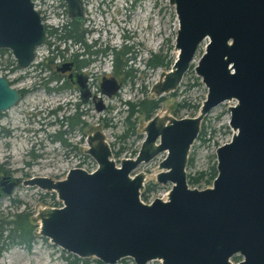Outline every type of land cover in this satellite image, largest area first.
<instances>
[{
	"label": "water",
	"instance_id": "obj_1",
	"mask_svg": "<svg viewBox=\"0 0 264 264\" xmlns=\"http://www.w3.org/2000/svg\"><path fill=\"white\" fill-rule=\"evenodd\" d=\"M63 1L70 19L80 21L82 1ZM169 4L178 21L177 55L152 91L156 97L175 91L205 42L194 67L207 88L199 114L155 115L145 126L138 155L122 159L119 168L104 135L96 131L86 150L97 162L94 171L74 167L60 180L4 176L0 189L10 194L21 182L55 192L62 206L38 211V234L78 258L94 257L104 264L123 258L134 264H264V0ZM44 36L31 0H0V48L11 50L21 68L32 61ZM118 88L114 78L102 79L106 96ZM21 97L0 76V114ZM226 100H235L229 107L233 134L215 150L217 176L211 187L191 189L185 176L190 147L203 117ZM161 151H167L159 164L165 171L156 179L172 187L165 200L143 204L144 174L130 173ZM235 256L241 259L233 261Z\"/></svg>",
	"mask_w": 264,
	"mask_h": 264
},
{
	"label": "rangeland",
	"instance_id": "obj_2",
	"mask_svg": "<svg viewBox=\"0 0 264 264\" xmlns=\"http://www.w3.org/2000/svg\"><path fill=\"white\" fill-rule=\"evenodd\" d=\"M97 2L98 0H90V25H99L105 22L110 23L112 20L110 15L104 18L103 15L96 14L95 4ZM118 3H120L119 0ZM115 9L112 6L111 10L115 11ZM131 10V16L127 17L126 14L117 12L119 15L116 17L119 23H122V27L127 19L125 25L127 30L125 32L130 38L128 40L129 44L133 43L127 56L136 54V58L132 63V68L134 69L132 71L133 76L125 78L124 75H119L125 81L121 92L111 99L103 98L104 103L110 109L95 112L92 107L88 108L86 104L82 105L81 109L83 111L90 110V112L81 118L86 121L85 126L81 131L76 130L73 137H69V145H62L61 143L51 144L46 138L47 132L43 131V129L36 133L38 136L35 139L34 134L30 133L33 140L36 141L34 147L35 153L39 154V156L32 158L24 154V150L29 148L30 141L19 138L17 136L18 132L15 131L18 123L26 116L23 111H27L34 105L38 107H49L50 105L53 107L64 103L70 99V92L48 94L38 90L32 93L25 101L18 103L9 110L5 114L7 116H4L0 120V131L2 129L9 130L7 137H3L0 132L1 169L7 170L15 176H25L26 178L33 175L46 176L53 180L65 178L67 171L74 167H80L86 171L94 170L97 163L85 150L88 147L87 135L96 130H99L104 135L105 140L113 147L112 149L118 150L123 147V152L115 159L117 164H119L120 159L133 156L132 151L139 147L141 140L138 139L137 135H133V133H129L126 139L121 137L126 129L125 125H123V117L125 116V113H123L125 107L123 105L127 100L133 101L137 98L146 97V95L144 96L145 93H147V97L149 98H156L151 88L155 82L160 80L161 73L167 72L171 68L177 55L174 43L178 21L174 6L169 4V0H141L140 5H135ZM110 27L116 30L114 25L111 24ZM116 32H118V35L116 33L110 39L112 46L119 44L121 41L119 37L121 33L118 30ZM204 47L205 42L197 49L190 68L185 73L177 89L164 94L165 99L161 104V108L156 113L157 115L182 118L194 117L199 114L200 106L207 94V88L201 78L195 73L194 67L203 53ZM43 54H45V51ZM154 54L160 55L161 58L165 57L166 61H170L169 66L152 68L148 67L147 64L144 65V62L150 56L154 57ZM2 59L7 61L9 57L6 54ZM98 65L94 69L96 73L112 71L109 62H105L103 66L102 62H99ZM100 96L103 97L102 94ZM71 99L77 100V95L74 94ZM177 103L181 105L185 103V107L174 114ZM234 103L235 101L223 102L203 117L199 135L189 150L186 167L187 176H197L201 171H210L216 162V148L230 141L233 130L229 126V107L234 105ZM49 119L53 120V118ZM49 119H46L42 124L41 122L37 123L35 126L43 127L49 132L56 131L59 128L64 129V126L60 127L58 123H53V125L48 124ZM136 121V131L139 133L142 131L146 121L142 117H137ZM113 124L116 127H113ZM164 156L165 153H162L154 160L141 164L132 173L143 172L145 177L144 184L156 185L153 191L147 193L149 202L156 197L166 199L167 193L171 188V183H156V174L159 172L158 164ZM27 161L31 165H27ZM7 171L4 173L9 174ZM2 173L0 172V175H3ZM24 173H27V175H24ZM195 187L205 188L210 187V185L203 180L199 186ZM52 194L53 192H46L39 188L19 185L14 189L12 194L0 198V219L1 217L11 219L16 213H28L27 222H29L31 234L34 236L30 247L15 243L5 248L0 253V264H73L76 256L51 244L47 238L41 237L38 234V211L44 207H58L59 205L57 197ZM237 258L240 257L237 256ZM76 261L77 264H104L94 257L78 258ZM116 264H134V261L131 258H123ZM146 264L161 263L157 260H152Z\"/></svg>",
	"mask_w": 264,
	"mask_h": 264
},
{
	"label": "flooded vegetation",
	"instance_id": "obj_3",
	"mask_svg": "<svg viewBox=\"0 0 264 264\" xmlns=\"http://www.w3.org/2000/svg\"><path fill=\"white\" fill-rule=\"evenodd\" d=\"M81 1L83 6L82 18L80 21H76V24L74 25L77 28L76 32L80 38L78 41L75 42L71 39L66 40L63 37V34L65 33L66 29L70 27V20H71L70 17L68 16L67 6L63 0H31L33 4V9L38 12L45 31L43 42L39 46L35 47L33 50L34 56L32 61L29 63L28 66L21 68L18 65L17 60L14 57L11 50L7 48H0V76L4 77L7 80L10 87L15 88L22 94V97L14 106L1 112L0 120L4 116H7L5 114H7L9 110L15 107L18 103L25 101L32 93L38 90L44 91L48 94L67 92V91L70 92V97H69L70 99L66 100L64 103L57 104L56 106L53 107L50 105L49 107L47 106L38 107L34 105L32 108L28 109L27 111H23L26 116L21 122L18 123L15 131L18 132L17 136H19V138H24L25 140L30 141L29 148L24 150V154L26 156H31L32 158L39 156V154L35 153L34 147L36 141L33 140V137L31 136L30 133L34 134V139H35L36 136H38L36 135V133L40 132L42 129L43 131L47 132L46 138L51 144L61 143L62 145H69L70 144L69 137H73V134L76 132V130L81 131L85 126L86 121L84 119L82 120L81 118L84 115H88V112H90V110L83 111L81 109V106L86 104L88 108L92 107L93 111L95 112H100L102 110H109L110 108L107 106V104L104 103L103 98L111 99L121 92L122 86H124L125 81L122 80L121 79L122 77L120 76L124 75L125 78L127 77L131 78L133 76L132 71H134V69L132 68V63L136 58V54L134 53L129 57L127 56V54L130 53L131 46L133 44V43L129 44L128 40L130 38L126 35L125 32L127 30V28L125 27L127 23V19L125 20L126 23H124L122 27V23H119L116 16L119 15L118 13L124 15L126 14L127 17L131 16L132 15L131 9H133L135 5L139 6L141 0H119L120 3H118V0L117 1L98 0V2L95 4L96 14L103 15L104 18H106L107 15L108 16L110 15L112 19L110 23L114 25V27H116V30H118L119 33H121L119 36L121 38L120 43L113 46L110 44V39L111 37L115 36L116 33L118 35V32H116L115 29H112L110 27L111 26L110 23L105 22L104 24L100 23L99 25L96 24L90 25L91 23V19L89 16L90 0H81ZM112 6L116 8L115 11L111 10ZM44 51L45 54H43ZM6 54L9 57V60L7 61L2 59L4 58V56H6ZM116 55H118L119 57L118 61L116 60ZM150 58L152 57L150 56L144 62V65L147 64L148 67H152V68L163 67L161 65L149 66L148 62ZM99 62H102V66L105 65V62L107 63L109 62L112 71L109 72L103 71L102 73H98V72L96 73L94 69L95 66H99L98 65ZM116 63H118L119 66L117 65L116 67ZM121 64L124 65L121 66ZM103 78L105 79L114 78L119 84V88L109 97L103 94L101 90V82ZM81 83L83 85L85 84V87H81V85H79ZM74 94L77 95L78 98L77 100L71 99ZM100 94H102L103 97H101ZM145 95L146 97L144 98H140V99L137 98L133 101L127 100L123 105L125 107L123 111V113H125V116L123 117V125H125L126 129L122 133L121 137L123 139H126L129 133H133V135H137L138 139L141 140V142L139 147L136 150L132 151L133 154L132 157L122 158V159H134L138 155L142 142L145 137V131H144L145 126L155 115H157L156 113L161 108V104L165 99L164 95L160 97L155 96L156 98L147 97V93H145L144 96ZM161 97L164 98H162L156 105H154L153 108L148 110V112H145L146 110L144 111L137 104L138 101L143 99H159ZM226 101H235V100H226ZM184 107H185V103H183V105L177 103V106L174 110L175 112L174 114H176L181 108ZM137 117H142V119L146 121L145 125L142 128V131L139 133H137L136 131ZM49 118H53V120H50ZM46 119H49L48 124L53 125V123H58L60 127L64 126V129L59 128L56 131L49 132L47 129L45 130L43 127L35 126V124L37 123L40 122L41 124L44 123ZM114 126L115 124H113V127ZM0 132L3 137H7L9 135V130L2 129V131ZM94 132L90 133L89 135L93 134ZM26 134L28 135L27 137ZM89 135H87L86 137L87 141ZM157 142L158 140L156 141V143ZM106 143L108 144L111 152L110 159H112L115 163V166L119 168L122 159L119 160V164L116 163L115 159L118 158L120 154L123 152V147H121L118 150H114L112 149L113 147L111 146L110 143H108L107 141ZM162 153H165V156L161 159V161L164 160L167 156V151H161L157 153L151 160L143 163H148L154 160L157 156H159ZM141 164H139L138 166H140ZM159 164H158V168H159ZM27 165H31V163L27 161ZM213 166L215 168L216 174L212 178L211 182L207 183L208 185H210V187L212 186L213 180L217 176L216 162L214 163ZM186 167H185V176L188 187L191 186L190 187L191 189L197 188L190 184L189 178L191 175L187 176ZM69 170L67 171V173L69 172ZM94 170L88 172H92ZM5 171L7 170L4 169L0 170V172H3L2 173L3 175H0V179L4 176H10V177L21 178V180L23 181L27 178L32 177L30 176L26 178L24 176L25 177L24 178L23 176H15L10 174L8 171L7 172L9 174H5L4 173ZM133 171L130 173L131 177L137 174V173L132 174ZM161 171H165V170L159 168L158 173H160ZM24 175H27V173H24ZM34 176L35 175H33V177ZM144 181H145V177H144ZM144 181L141 189L140 200L143 204L150 205L155 198L149 202L147 198V193L153 191L156 185L155 184L145 185ZM156 183L166 184L171 182L162 183V182H158L156 179ZM19 185H23V184L20 182L18 185L14 186L12 192ZM171 187H172V183H171ZM197 189H204V188L198 187ZM12 192L10 194H12ZM46 192H53V191H46ZM10 194H6L0 189V198L9 196ZM52 195L57 197V194L55 192H53ZM58 201H59L58 207L62 206V202L59 199ZM27 215L29 217L28 213ZM4 250L5 249H3L2 251ZM76 258L78 259V257ZM240 259L241 258L237 259L236 261ZM157 261H159L162 264L161 260H157Z\"/></svg>",
	"mask_w": 264,
	"mask_h": 264
},
{
	"label": "trees",
	"instance_id": "obj_4",
	"mask_svg": "<svg viewBox=\"0 0 264 264\" xmlns=\"http://www.w3.org/2000/svg\"><path fill=\"white\" fill-rule=\"evenodd\" d=\"M76 24L75 20H70V27H68L63 34L64 39H71L73 41H78L80 38L77 34V28L74 26ZM119 57L116 55V60ZM170 61H166L165 57L161 58L160 55L154 54V57L150 58L148 65L155 66L161 65L163 67H168ZM118 63H116L117 67ZM124 64H121V66ZM119 66V65H118ZM162 99H143L137 102V104L145 111L148 112L154 105H156ZM135 105V104H132ZM0 166V170H1ZM216 171L214 166L211 167L210 171H201L197 176H190L189 182L192 186H199L201 181L205 183H210L212 178L215 176ZM27 213H16L13 218L8 219L7 217H1L0 219V252L10 246V244H18L25 247H30L34 236L31 234V227L27 222ZM237 256L233 257V260H237ZM78 260L75 257L73 264H77Z\"/></svg>",
	"mask_w": 264,
	"mask_h": 264
}]
</instances>
